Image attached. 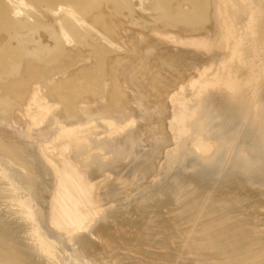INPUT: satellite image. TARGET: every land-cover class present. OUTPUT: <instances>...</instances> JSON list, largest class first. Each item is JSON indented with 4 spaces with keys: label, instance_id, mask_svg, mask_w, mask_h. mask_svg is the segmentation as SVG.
Instances as JSON below:
<instances>
[{
    "label": "bare ground",
    "instance_id": "obj_1",
    "mask_svg": "<svg viewBox=\"0 0 264 264\" xmlns=\"http://www.w3.org/2000/svg\"><path fill=\"white\" fill-rule=\"evenodd\" d=\"M133 255L264 264V0H0V264Z\"/></svg>",
    "mask_w": 264,
    "mask_h": 264
},
{
    "label": "rangeland",
    "instance_id": "obj_2",
    "mask_svg": "<svg viewBox=\"0 0 264 264\" xmlns=\"http://www.w3.org/2000/svg\"><path fill=\"white\" fill-rule=\"evenodd\" d=\"M117 205H118V204H117ZM117 205H116V206H117ZM106 222H107V221H106ZM106 222L104 221V223H103V222L100 223L99 227L101 228V227H107V226H109V225H107L108 223H106ZM108 222H109V221H108ZM88 224H90V225H87V229H85L86 231H83L82 233H84V234H85V233H88V231H89L88 229L90 228V226H91L92 223L89 222ZM104 224H106V225H104ZM88 226H89V228H88ZM87 230H88V231H87ZM144 234H145V235H144ZM117 235H118V234H117ZM117 235H116V237L119 236V235H118V236H117ZM146 235H148V232H147V233H146V232L143 233V236H146ZM86 237H87V239L90 238L89 235L86 236ZM116 237H115V235H114V236H112V238H110V239H111V240H115ZM91 238H92V237H91ZM91 238H90V239H91ZM126 238H127V237H126ZM90 239H89V240H90ZM116 239H117V238H116ZM91 240H94V239L92 238ZM95 240H96V239H95ZM141 241H143V240H139V242H141ZM147 252H148V251H147ZM144 253H146V251H145ZM163 254H164V253H162V255H163ZM160 255H161V254H160ZM164 255H166V254H164ZM131 258H132V259H131ZM131 258H130V259L127 261V263H125V264H137V262H139L138 256L134 257V255H133V257H131ZM136 260H137V261H136ZM129 261H130V262H129ZM135 261H136V263H135ZM128 262H129V263H128Z\"/></svg>",
    "mask_w": 264,
    "mask_h": 264
}]
</instances>
